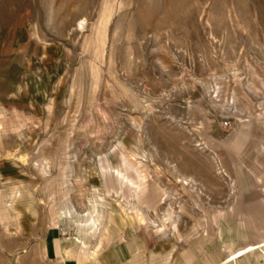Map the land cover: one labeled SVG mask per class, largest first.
<instances>
[{
    "label": "rangeland",
    "instance_id": "1",
    "mask_svg": "<svg viewBox=\"0 0 264 264\" xmlns=\"http://www.w3.org/2000/svg\"><path fill=\"white\" fill-rule=\"evenodd\" d=\"M1 177L0 264H62L54 240L168 263L212 237L264 189V0H0Z\"/></svg>",
    "mask_w": 264,
    "mask_h": 264
},
{
    "label": "crops",
    "instance_id": "2",
    "mask_svg": "<svg viewBox=\"0 0 264 264\" xmlns=\"http://www.w3.org/2000/svg\"><path fill=\"white\" fill-rule=\"evenodd\" d=\"M240 198L243 204L228 211L230 219L214 224L212 237L202 235L192 238L193 241L198 242L197 246L188 244L189 240H187V244L183 245L184 248H179L180 251H172V254H168L170 256L168 263L159 264H264V189L261 192L243 194ZM232 216H236L237 219H233ZM13 231L9 178L1 177L0 252L2 256L14 255ZM149 232L152 234V230ZM207 238L213 240L209 247L204 242ZM51 250L54 258L61 259L59 262L62 264H89L87 259H84L85 254L72 241L63 243L62 240H54ZM158 250L154 246L144 247L138 250L135 257H143L142 261H139L140 264H149L148 257L153 258L160 254ZM177 253L179 256L175 257ZM157 261L154 264H158ZM137 262L136 260L135 263Z\"/></svg>",
    "mask_w": 264,
    "mask_h": 264
},
{
    "label": "bare ground",
    "instance_id": "3",
    "mask_svg": "<svg viewBox=\"0 0 264 264\" xmlns=\"http://www.w3.org/2000/svg\"><path fill=\"white\" fill-rule=\"evenodd\" d=\"M81 27L84 25V22H80L79 24ZM259 80V79H258ZM121 176V175H120ZM185 183H186V179H185ZM83 231V225L81 226V232ZM80 232V234H81ZM78 242V241H77ZM81 242H78V244H80Z\"/></svg>",
    "mask_w": 264,
    "mask_h": 264
}]
</instances>
